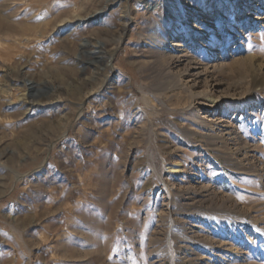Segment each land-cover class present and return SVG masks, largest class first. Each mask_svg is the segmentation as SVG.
<instances>
[{
	"label": "rangeland",
	"instance_id": "obj_1",
	"mask_svg": "<svg viewBox=\"0 0 264 264\" xmlns=\"http://www.w3.org/2000/svg\"><path fill=\"white\" fill-rule=\"evenodd\" d=\"M259 3L0 0V264H264Z\"/></svg>",
	"mask_w": 264,
	"mask_h": 264
},
{
	"label": "bare ground",
	"instance_id": "obj_2",
	"mask_svg": "<svg viewBox=\"0 0 264 264\" xmlns=\"http://www.w3.org/2000/svg\"><path fill=\"white\" fill-rule=\"evenodd\" d=\"M253 1L254 0H252V6L249 8V15L251 16V15H253V13L255 12V11H257L258 10V7L257 6H260V5H262L261 3H259V1L260 0H256V3H253ZM260 9V8H259ZM101 11L102 10H98V11H96V12H94L91 16H90V18H96L100 13H101ZM129 20V19H128ZM202 32V31H201ZM176 46H181L180 44H176ZM109 61H111V59L110 58H108V60H107V62H109ZM27 82L28 81H26V85H27ZM30 82V81H29Z\"/></svg>",
	"mask_w": 264,
	"mask_h": 264
}]
</instances>
